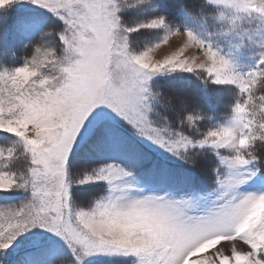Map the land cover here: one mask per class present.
I'll return each mask as SVG.
<instances>
[{"label": "snow or ice", "instance_id": "obj_1", "mask_svg": "<svg viewBox=\"0 0 264 264\" xmlns=\"http://www.w3.org/2000/svg\"><path fill=\"white\" fill-rule=\"evenodd\" d=\"M145 2L0 0V12L30 4L63 23L57 46L39 44L22 66L0 69V133L16 138L0 147V193H28L19 205H0V264H56L49 255L56 243L70 251V264L113 256L131 264H264V0H202L198 14L211 21L210 36L228 42V54L190 28L169 27L164 16L122 24V6ZM29 22L41 40L52 37L42 30L46 21ZM141 28L165 35L137 54L128 33ZM173 37L182 47L154 59ZM257 40L255 64L241 70L236 50ZM190 49L195 54L185 56ZM177 70L234 86L230 117L203 132L198 112L178 117V127L166 116L158 126L149 81ZM149 145L193 167L194 150L214 152L213 188L163 187L179 174ZM85 151L123 160L80 171L74 162ZM250 181L260 188L244 190ZM86 184L103 191L85 199L76 188Z\"/></svg>", "mask_w": 264, "mask_h": 264}, {"label": "rangeland", "instance_id": "obj_2", "mask_svg": "<svg viewBox=\"0 0 264 264\" xmlns=\"http://www.w3.org/2000/svg\"><path fill=\"white\" fill-rule=\"evenodd\" d=\"M132 2V0H130ZM167 6L163 0H147L145 3H136L135 6H122L118 15L122 24L127 27H134L137 24L147 23L152 18L164 16L169 27L179 28L183 31L190 28L203 39H212L224 54L231 52L227 41L210 36L214 31L211 21H205L197 14L184 13L175 21L171 16L166 15ZM3 22H0V69H14L22 66L26 58L33 54L34 47L39 44H51L57 46L58 38L55 34L63 28V23L51 13L41 9L34 8L30 4H14L11 8L0 12ZM181 19V20H180ZM183 19V20H182ZM29 21H46L43 25V31L52 33L51 38L41 40L40 30L34 23ZM165 35L163 28L148 29L141 28L136 32L128 33L129 48L134 53H139L146 48L152 47L158 43ZM182 47L180 38L173 37L169 45H162L160 49L155 50L151 55L154 59H162L164 55L176 51ZM259 47V41H247L246 45L236 50V58L241 65V70H248L255 64V51ZM57 51L59 48L57 47ZM194 50H187L184 55H194ZM184 81L186 79L195 81L199 85L201 93L199 101L196 96L187 90H174V80ZM150 91L156 95L152 101L155 111L151 113L152 118L157 125L165 123L164 117L168 118L167 122L173 127H178L179 118L184 117L187 113H200L201 119L197 123L200 132L207 130L215 123H223L231 114V106L235 103L236 92L232 85H217L211 82L203 72H183L174 71L159 73L154 75L149 81ZM172 98V104L167 103L168 98ZM195 99V100H194ZM186 103L185 108L180 107V102ZM210 116L211 119L205 118ZM179 117V118H178ZM185 127L186 134H197L195 129ZM198 135V134H197ZM16 138L7 133H0V147L11 146L15 143ZM154 159L166 163L171 169L179 174L178 178L172 179L163 184L165 188L172 189L177 194L187 192L195 188L200 192L210 191L213 188L214 173L212 169L218 164V158L214 152H204L203 150H194L198 152L196 166L184 164L176 157L164 152L154 145H149ZM123 157L116 152H89L79 156L75 160V167L80 171H90L93 168L100 167L108 162H122ZM15 167L22 168V163ZM260 188L258 182H249L245 185L247 191H255ZM103 191L98 184H86L77 186L76 192L79 196L87 199L89 194H99ZM28 196L22 190H13L10 193H0V205H19ZM226 245L227 242H222ZM49 255L56 261V264H70L73 257L69 250L62 244L52 245ZM89 264H131L130 258L113 256L92 258Z\"/></svg>", "mask_w": 264, "mask_h": 264}, {"label": "trees", "instance_id": "obj_3", "mask_svg": "<svg viewBox=\"0 0 264 264\" xmlns=\"http://www.w3.org/2000/svg\"><path fill=\"white\" fill-rule=\"evenodd\" d=\"M165 2V5L167 6V12L166 15L171 16V18H174L175 21H178L179 16L181 14L186 13L185 11H182L183 8H187L188 12L191 14H197L199 12V5L202 3V0H163ZM181 20V19H180ZM183 20V19H182ZM199 85L195 83V81L192 80H174V90L181 91L187 90L191 91L195 96L196 100L199 101V96L201 95L199 89Z\"/></svg>", "mask_w": 264, "mask_h": 264}]
</instances>
